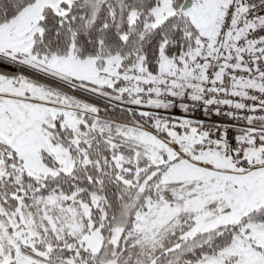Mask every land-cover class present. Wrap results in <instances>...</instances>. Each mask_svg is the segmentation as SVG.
I'll return each instance as SVG.
<instances>
[{"label": "snow or ice", "instance_id": "1", "mask_svg": "<svg viewBox=\"0 0 264 264\" xmlns=\"http://www.w3.org/2000/svg\"><path fill=\"white\" fill-rule=\"evenodd\" d=\"M0 264H264V0H0Z\"/></svg>", "mask_w": 264, "mask_h": 264}]
</instances>
